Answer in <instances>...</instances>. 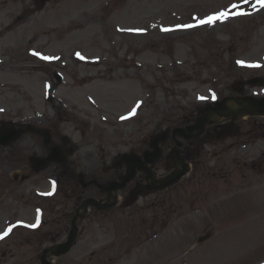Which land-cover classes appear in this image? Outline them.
Masks as SVG:
<instances>
[{"label":"rangeland","instance_id":"obj_1","mask_svg":"<svg viewBox=\"0 0 264 264\" xmlns=\"http://www.w3.org/2000/svg\"><path fill=\"white\" fill-rule=\"evenodd\" d=\"M40 5L0 0V28H8L0 37V133L12 119L29 122L18 138L0 145V231L9 218L36 219L38 209L26 201L35 187L47 189L53 175H61L62 187L71 172L102 181L108 178L103 168L112 167L118 154L149 149L162 129L185 127L199 108L234 96L236 82L264 78V0H48ZM221 12L228 15L219 17ZM211 16L217 17L213 23H200ZM4 49H10L8 55ZM54 71L63 75L61 84ZM239 93L259 95V89L245 85ZM261 124L264 117L240 118L238 131ZM45 129L53 143L73 153L69 162L52 161L35 171L30 158L48 151ZM242 133L191 141L186 160L192 170L167 193L173 204L166 226L152 223L157 213L163 221L164 209L146 205L110 211L109 217L99 213L91 216L96 221L71 253L48 260L264 264V156L250 164L264 151V138L257 144L255 133ZM16 171L30 180H13ZM46 173L33 187L34 178L42 181ZM84 194L96 192L88 187ZM208 231L212 238L198 244ZM25 235L20 229L0 244V264H41L38 243L29 245Z\"/></svg>","mask_w":264,"mask_h":264},{"label":"flooded vegetation","instance_id":"obj_2","mask_svg":"<svg viewBox=\"0 0 264 264\" xmlns=\"http://www.w3.org/2000/svg\"><path fill=\"white\" fill-rule=\"evenodd\" d=\"M38 3H41L43 0H35ZM47 1V0H45ZM37 3V4H38ZM6 29H2V32H5ZM1 32V33H2ZM1 36V34H0ZM4 56L5 54L8 55L9 50L4 49ZM231 123L228 119H222L215 124L208 126L206 128V133L203 136L204 139H207L208 137L217 136V134L226 126H228ZM26 124V123H21ZM18 124L17 126L24 127V125ZM30 128V127H28ZM48 130V129H47ZM49 131V130H48ZM45 135H47L46 129L42 132ZM242 133L241 131L237 132V135ZM252 133H255L257 136V139L262 137L264 135V124L251 127L248 129L244 134V136H250ZM48 142L46 141V138H44L45 147L48 148V151L45 156L46 157L51 150L54 148L59 149V152L56 155V161L61 162L65 161L69 162V159H71V155L73 153V150L68 148L65 144L60 145L59 142L53 143V137L49 131ZM254 137L251 136V138ZM172 142H174V139L172 137L168 138L162 145V154L159 160L156 161V163L152 166V172H154V177L156 179H159L161 177H164L167 175L174 167L173 162L171 160V151L172 150ZM191 142H184V145L182 146V155L184 158L188 156L187 148L188 145ZM187 144V145H185ZM150 147V146H149ZM139 151L131 150L129 152H133L136 155H138L142 160H145L144 154L149 150L148 148H139ZM31 161V158H30ZM112 163V167H104L103 171L108 175L106 179H102L101 183H110L115 180H119L122 175L126 173L127 167H116L114 165V158L110 161ZM32 163V162H31ZM150 164H147V167H149ZM32 168L35 169V171H40L37 169L35 165L32 164ZM24 172V171H23ZM48 176L43 174L42 181H38L36 178L34 180L35 183L31 182L33 187L36 186L37 182H44L45 177ZM70 181L66 187H62V179L61 175H53L55 177L58 187L50 194H46L47 189L44 188L41 190L43 193H39V195L35 194L36 187L34 188V192L32 198H30V201H26V206L28 208H34L37 207L40 209L39 219L38 220H27L25 225H13V230L11 232V238L16 234L18 230H23V232L26 234L25 238L28 240V244L31 245L32 242L38 243L39 250L37 251V257H39L40 261H42L43 258L52 260L56 259V257H53L50 252H46L48 247H51L52 245L62 243L67 240L68 235L71 231L73 220L75 215L78 214V209L81 207V205L89 198H94L98 200L99 202H113L116 201V204L114 206H111L109 208H106L105 210H98L94 206L88 207V210L84 213L83 216H79L77 219V227H78V237L86 230L90 229L91 226L94 224L96 220H94L92 217H97L99 213H104L105 217H109L110 211L112 213L120 212L123 209H132L131 207L135 208L137 206H145L149 208H153L154 210H157L161 207V209H165L169 206L170 202V196L167 194L169 189H166L161 192L157 193H148L147 195L137 196V191L142 188L144 185L148 184V173L144 171H138L135 175V177L126 185V187L123 190L114 192L112 194V198L109 200L108 195L105 192H102L99 190L96 186H88L91 187L96 194H92V196H86L84 194V189H87L88 187H83L81 185V182L79 180V176L76 173L71 172L69 174ZM85 181H89L92 179H97L94 177H86L84 176ZM48 178V177H47ZM49 178H52L49 176ZM23 182H27L30 180V176H27L25 173L20 175H15L13 177V180H20ZM151 182V180H149ZM47 183H45L46 186ZM35 185V186H34ZM145 200H151L149 202H145ZM133 204L130 205V203ZM38 202V204H37ZM82 211V210H81ZM92 216V217H91ZM16 222V221H13ZM98 223L99 220H97ZM161 222V221H160ZM159 222V223H160ZM168 221H164V223H167ZM158 221H153V224H157ZM100 225V224H98ZM15 231V232H14ZM72 250L69 252L71 253ZM68 253V254H69ZM94 254V253H93ZM92 254V255H93ZM67 255V254H66ZM65 256V255H64ZM59 258V257H58ZM52 263V261H51ZM42 264V263H41ZM57 264V263H56Z\"/></svg>","mask_w":264,"mask_h":264},{"label":"water","instance_id":"obj_3","mask_svg":"<svg viewBox=\"0 0 264 264\" xmlns=\"http://www.w3.org/2000/svg\"><path fill=\"white\" fill-rule=\"evenodd\" d=\"M58 79L60 80V77H58ZM249 83L264 84V81L260 78H254L251 79ZM198 113L199 116L196 119L195 124L190 125L186 128L175 129L174 137H176V135H179L188 140L197 138L204 132V129L207 124H211L216 119L222 117H228V118H232L233 120H236L239 116H243V115H255V114L264 115V98L259 99L253 96L224 98L222 101L216 102L214 106L208 105L205 108L199 109ZM228 133L230 132L228 131L225 133L224 131L221 133V135L223 136ZM19 134H20L19 131L16 129H12L9 126L4 127L0 133V144H7L8 142L14 140ZM166 138L167 137L165 136V132H163L159 137L154 139L152 145L155 150L153 152H147L145 154L146 156L145 162H142V160L136 157V155L124 154L121 157H119L118 160L116 161V166H120L124 163L127 165V174L122 176L120 182H112L110 184L103 185L98 183V181L96 180H92L90 182L83 183V186L86 187L92 183H95L101 190H104L110 194L114 190H118L125 187V185L134 177L137 169L145 170L149 173L150 177H153V175L150 174L151 169L146 167L145 165L148 162L152 164L156 162V160L161 155L159 142L164 141ZM177 144L178 147L174 150V153L172 155V159L174 161L176 169L167 177L162 178L159 181H154L152 185L140 189L139 191H137L138 194L141 192L161 190L168 186H171L176 182H178L182 178V176L189 171L190 169L189 164L185 163L183 161L182 156L180 155L181 152L180 147L182 146V143L177 140ZM56 155L57 153L54 150L47 159L45 160L37 159L36 162L39 166L44 167L47 165L49 160L56 159ZM80 180L82 182L83 180L82 175H80ZM90 204L95 205L98 209H104L110 205L109 203L101 204L95 199H89L83 203L81 208H83V210L86 211ZM111 204H115V203H111ZM76 220H77V216L74 219V227L69 235L68 241L50 248V250L53 251L56 255H61L68 252L71 246L73 245L77 234V227L75 225ZM210 236H211L210 233H207L206 235L199 238V242L208 239ZM43 264H50V263H48L47 261H45V259H43Z\"/></svg>","mask_w":264,"mask_h":264},{"label":"snow or ice","instance_id":"obj_4","mask_svg":"<svg viewBox=\"0 0 264 264\" xmlns=\"http://www.w3.org/2000/svg\"><path fill=\"white\" fill-rule=\"evenodd\" d=\"M233 7H237V5H233ZM219 15V17H226L227 15H228V13L227 12H221V13H219L218 14ZM215 19H217V17L216 16H211V17H209L207 20H201L200 21V23L201 24H204V23H209V24H211V23H213L214 21H215ZM44 59H49L48 57H43ZM9 231H10V229H9ZM7 233H5V235H6Z\"/></svg>","mask_w":264,"mask_h":264},{"label":"bare ground","instance_id":"obj_5","mask_svg":"<svg viewBox=\"0 0 264 264\" xmlns=\"http://www.w3.org/2000/svg\"><path fill=\"white\" fill-rule=\"evenodd\" d=\"M151 44H154V43H151ZM154 50H155V49H154ZM87 77H92V75H89V76H87ZM125 87L127 88V89H126V92H128V94H131V90H132V86H131V84L126 85ZM130 98H131V97L128 96L127 102L130 101V100H129ZM14 232H15V231H14ZM13 234H14V233H13ZM13 234H12V235H13ZM12 235H11V236H12ZM11 236H10V237H11ZM10 237H9V238H10ZM1 243H2V242H1ZM1 243H0V244H1Z\"/></svg>","mask_w":264,"mask_h":264}]
</instances>
